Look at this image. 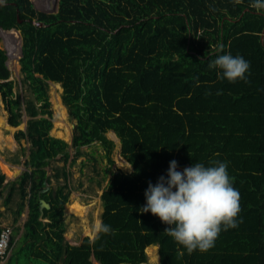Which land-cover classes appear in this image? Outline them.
<instances>
[{
  "label": "trees",
  "instance_id": "obj_1",
  "mask_svg": "<svg viewBox=\"0 0 264 264\" xmlns=\"http://www.w3.org/2000/svg\"><path fill=\"white\" fill-rule=\"evenodd\" d=\"M12 29L22 36L29 97L15 91L1 48L0 94L11 126L28 117L15 138L30 144V170L9 183L5 199L10 204L18 191L15 222L28 207L22 246L7 264H158L157 246L160 264H264V9L250 0H1L0 40L17 58L21 37ZM224 52L249 62L246 79L229 82L208 67ZM48 82L61 84L76 121L71 145L50 135ZM10 129L0 115V149L10 147ZM109 131L133 168L112 170L101 195V221L114 231L70 245L68 168L94 143L113 165ZM173 159L179 168L224 161L239 191L237 227L222 228L207 251L189 253L164 232L170 226L140 211L148 182L166 175ZM5 180L0 174V188ZM41 200L50 205L42 219Z\"/></svg>",
  "mask_w": 264,
  "mask_h": 264
},
{
  "label": "clouds",
  "instance_id": "obj_2",
  "mask_svg": "<svg viewBox=\"0 0 264 264\" xmlns=\"http://www.w3.org/2000/svg\"><path fill=\"white\" fill-rule=\"evenodd\" d=\"M250 6L264 9V0H250ZM219 47L223 48V45ZM207 64L216 69L218 78L229 82L246 79L250 68L242 55L230 52L216 55ZM144 196L145 204L140 211L150 212L170 226L164 232L189 253L209 250L222 228L227 230L238 225L239 191L233 186L224 161H209L207 165L194 162L181 171L173 159L166 175H161L155 184L148 182ZM92 231L99 234L114 230L97 220Z\"/></svg>",
  "mask_w": 264,
  "mask_h": 264
},
{
  "label": "rangeland",
  "instance_id": "obj_3",
  "mask_svg": "<svg viewBox=\"0 0 264 264\" xmlns=\"http://www.w3.org/2000/svg\"><path fill=\"white\" fill-rule=\"evenodd\" d=\"M1 1V0H0ZM38 9V8H37ZM3 36V35H2ZM20 36V34H19ZM0 48L3 49L7 54V64L11 71L10 79L16 82L15 91L19 93L22 98H28L29 93L26 90V87L22 85L21 79L22 75L20 73V65H19V57L21 54V47H20V54L16 58L14 54L10 56L9 50L7 49L3 37L0 40ZM51 90H53V86L49 83V96L51 102V110L53 111V128L50 132V135L56 138H62L61 134L63 130H67L73 134L74 126L76 121L73 120L69 114V111L66 106V115L62 118V121L66 124V129L61 128L59 123V115L57 114V109H55L53 105V99L51 95ZM57 91L60 92V100L62 102V87L59 84V88H56ZM64 105V104H63ZM0 115L4 117L7 124L10 126V136L14 141V145L4 144L2 149H0V174H5L6 180L4 182L5 186L0 188V211L2 212V217L0 218L1 227L10 226L13 228V235L15 236V246L13 247L12 252L17 251L21 246L22 243L19 240L23 234V226L28 218V208L25 207L22 215L18 219L17 222L14 221L15 218V211L18 208L20 203V196L18 191L15 192L13 200L10 204H5V199L9 192V183L17 180L18 177L27 170H30L25 162L28 160L29 155V147L30 144L26 142V140L17 141L15 138L16 133L19 130H26L27 127V120L26 116H23V122L19 127H13L9 123V114L5 108L2 96L0 94ZM8 140V139H7ZM71 140V139H70ZM66 141L68 143H71ZM115 148L112 152V159L114 160V164L110 166L106 157L105 151L100 143H95L91 147H82L81 150L83 151V156L79 157L76 163L71 167L68 168L70 171V178L68 181V189L71 190L68 203L70 202V206H65V230H64V237L66 241H68L71 245H80L84 238L89 237L93 240L97 234H94L92 231V225L97 221H101L102 213H103V206L101 202V194L103 190L108 185L111 179V172L121 169L125 172H130V166L122 159L119 154V145L118 143L115 144ZM3 150V151H2ZM72 157L75 154L73 148H70ZM10 163L11 165L18 166L20 171L17 172L13 177H10L7 173L6 164L4 159ZM62 162H55L53 166H62ZM110 167L109 174H105V169ZM53 168H48V174H53ZM52 187L56 188L57 183L53 179L51 184ZM75 196V200H74ZM74 200V201H73ZM73 201V202H72ZM78 201L81 204H85L87 206V210L82 216H77L75 214H69L68 212L71 210L72 206L76 204ZM47 221V220H45ZM16 232V233H15ZM19 241V242H18ZM157 251L159 253V249L157 247ZM11 256V255H10ZM10 257H7L5 260H0V264H7ZM149 260V257H148ZM148 263V261H147ZM146 263V264H147ZM25 264V263H20ZM32 264V263H29Z\"/></svg>",
  "mask_w": 264,
  "mask_h": 264
},
{
  "label": "bare ground",
  "instance_id": "obj_4",
  "mask_svg": "<svg viewBox=\"0 0 264 264\" xmlns=\"http://www.w3.org/2000/svg\"><path fill=\"white\" fill-rule=\"evenodd\" d=\"M53 86V90H51V95L53 99V105L55 109H57V114L59 115V123L61 128L66 129V124L64 121H62V118L66 115V109L65 105L61 103L60 100V92L56 90V88H59V83H51ZM62 138H64L66 141H69L71 139V133L67 130H63L61 134ZM10 143L13 146L14 141L12 139V136L9 137ZM3 151V150H2ZM4 159V158H3ZM6 169L7 173L10 177H13L17 172L20 171V168L18 166L11 165L8 163L5 159ZM82 212V204L80 201H78L76 204H74L71 208V210L68 212L69 214H75L77 216H82L80 213ZM158 261H159V253H158Z\"/></svg>",
  "mask_w": 264,
  "mask_h": 264
},
{
  "label": "built area",
  "instance_id": "obj_5",
  "mask_svg": "<svg viewBox=\"0 0 264 264\" xmlns=\"http://www.w3.org/2000/svg\"><path fill=\"white\" fill-rule=\"evenodd\" d=\"M183 168H179V170L182 171ZM12 236H13V228L10 226H4L0 233V260H5L7 257H10L11 255L14 247L11 245Z\"/></svg>",
  "mask_w": 264,
  "mask_h": 264
},
{
  "label": "crops",
  "instance_id": "obj_6",
  "mask_svg": "<svg viewBox=\"0 0 264 264\" xmlns=\"http://www.w3.org/2000/svg\"><path fill=\"white\" fill-rule=\"evenodd\" d=\"M14 30V29H13ZM8 66V65H7ZM8 68H9V66H8ZM48 83H53V82H48ZM60 84V83H59ZM60 86H61V84H60ZM62 87V86H61ZM62 91H63V88H62ZM76 125V124H75ZM75 127V126H74ZM73 132H74V130H73ZM112 133L116 136V138H117V140H115L114 139V137H113V135H112ZM106 136H107V138L108 139H110V140H112L115 144L116 143H118V145H119V154H120V156H121V142H120V139L117 137V135L115 134V132H113V131H109L107 134H106ZM56 138V137H55ZM60 139V138H59ZM63 140V139H62ZM65 141V140H64ZM72 141H73V134L71 135V140H70V142L71 143H68L69 145H71L72 144ZM95 144V143H94ZM116 146V145H115ZM122 157V156H121ZM122 159L130 166V168H131V165L122 157ZM133 171V168H131V170H130V172H128V173H131ZM5 175V174H4ZM16 180V179H15ZM103 193V192H102ZM102 195V194H101ZM101 202H102V200H101ZM28 208V207H27ZM45 221V220H44ZM23 229H24V226H23ZM21 238V237H20ZM71 245V244H70ZM158 247V249H159V246H157ZM12 254V253H11ZM159 262V261H158Z\"/></svg>",
  "mask_w": 264,
  "mask_h": 264
},
{
  "label": "water",
  "instance_id": "obj_7",
  "mask_svg": "<svg viewBox=\"0 0 264 264\" xmlns=\"http://www.w3.org/2000/svg\"><path fill=\"white\" fill-rule=\"evenodd\" d=\"M37 25L39 26V27H41V26H43L41 23H37ZM13 30V29H12ZM15 30V29H14ZM15 31H17L19 34H20V37H21V53H22V42H23V40H22V36H21V33H20V31H18V30H15ZM21 55V54H20ZM8 65V64H7ZM26 119H27V117H26ZM50 208V205L46 202V201H44V200H41V203H40V207H39V209H40V216H41V219H42V217H43V215H44V210L45 209H49ZM93 259V258H92ZM158 264H160L159 262H158Z\"/></svg>",
  "mask_w": 264,
  "mask_h": 264
}]
</instances>
